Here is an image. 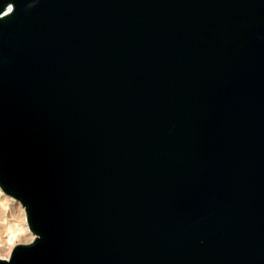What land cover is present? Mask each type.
<instances>
[{
    "label": "water",
    "instance_id": "95a60500",
    "mask_svg": "<svg viewBox=\"0 0 264 264\" xmlns=\"http://www.w3.org/2000/svg\"><path fill=\"white\" fill-rule=\"evenodd\" d=\"M0 190V264H264V0H0Z\"/></svg>",
    "mask_w": 264,
    "mask_h": 264
},
{
    "label": "bare ground",
    "instance_id": "6f19581e",
    "mask_svg": "<svg viewBox=\"0 0 264 264\" xmlns=\"http://www.w3.org/2000/svg\"><path fill=\"white\" fill-rule=\"evenodd\" d=\"M0 192L2 193L1 190H0ZM4 196H6V195H4ZM8 198H10V197H8ZM6 207H7V205H5L4 202H2L0 200V260L1 261L2 260L7 261L9 259L10 249L13 248L14 246L15 247L18 246V243L30 241L28 243V244H30L35 239V237L29 231L30 234L33 236V239L29 238L28 240H24L22 238V236L25 234V232H26L25 230H21V229L17 228L16 226H8L7 225V222H5L6 216L4 217ZM27 229H28V227H27ZM1 252H7V254L1 255Z\"/></svg>",
    "mask_w": 264,
    "mask_h": 264
},
{
    "label": "rangeland",
    "instance_id": "374dc122",
    "mask_svg": "<svg viewBox=\"0 0 264 264\" xmlns=\"http://www.w3.org/2000/svg\"><path fill=\"white\" fill-rule=\"evenodd\" d=\"M0 200L4 202L5 205H7L5 210L6 215L4 214V217L5 216L7 217V218L5 217V222H7V225L16 226L21 230H25L26 232L22 236L24 240H28L29 238L33 239V236L30 234L29 230L27 229L26 215L21 204L11 198L4 196V194H2L1 192H0ZM29 242L30 241L20 242L18 243V245H27ZM13 248L10 249L9 255ZM5 254H7V252H1V255H5Z\"/></svg>",
    "mask_w": 264,
    "mask_h": 264
},
{
    "label": "snow or ice",
    "instance_id": "6c2138e0",
    "mask_svg": "<svg viewBox=\"0 0 264 264\" xmlns=\"http://www.w3.org/2000/svg\"><path fill=\"white\" fill-rule=\"evenodd\" d=\"M13 11V8L11 7V4H9L8 8H7V12L3 11L2 13L4 15H8L9 13H11Z\"/></svg>",
    "mask_w": 264,
    "mask_h": 264
}]
</instances>
